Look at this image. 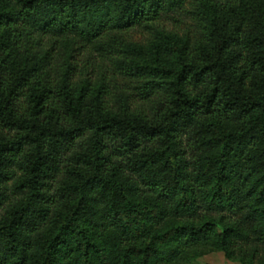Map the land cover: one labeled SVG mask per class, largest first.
Returning <instances> with one entry per match:
<instances>
[{
	"label": "trees",
	"instance_id": "1",
	"mask_svg": "<svg viewBox=\"0 0 264 264\" xmlns=\"http://www.w3.org/2000/svg\"><path fill=\"white\" fill-rule=\"evenodd\" d=\"M214 250L264 264V0H0V264Z\"/></svg>",
	"mask_w": 264,
	"mask_h": 264
},
{
	"label": "rangeland",
	"instance_id": "2",
	"mask_svg": "<svg viewBox=\"0 0 264 264\" xmlns=\"http://www.w3.org/2000/svg\"><path fill=\"white\" fill-rule=\"evenodd\" d=\"M140 35L141 33H139L137 30H134L132 33L133 38H137ZM184 264H244V263H241L237 260L226 259L223 256L222 251L214 250V251L205 253L203 255H200L195 260L184 263Z\"/></svg>",
	"mask_w": 264,
	"mask_h": 264
}]
</instances>
